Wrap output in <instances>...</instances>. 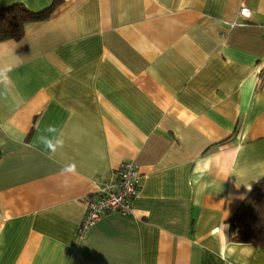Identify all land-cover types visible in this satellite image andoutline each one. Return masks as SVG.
Here are the masks:
<instances>
[{
	"label": "crops",
	"instance_id": "1",
	"mask_svg": "<svg viewBox=\"0 0 264 264\" xmlns=\"http://www.w3.org/2000/svg\"><path fill=\"white\" fill-rule=\"evenodd\" d=\"M13 3L53 9L0 41V264H264L227 237L264 177V0ZM124 161L131 212L80 234Z\"/></svg>",
	"mask_w": 264,
	"mask_h": 264
},
{
	"label": "trees",
	"instance_id": "2",
	"mask_svg": "<svg viewBox=\"0 0 264 264\" xmlns=\"http://www.w3.org/2000/svg\"><path fill=\"white\" fill-rule=\"evenodd\" d=\"M52 9L51 5L42 11H31L21 3L0 4V41L20 39L28 25L45 20ZM227 237L264 248V177L257 180L227 221Z\"/></svg>",
	"mask_w": 264,
	"mask_h": 264
},
{
	"label": "built area",
	"instance_id": "3",
	"mask_svg": "<svg viewBox=\"0 0 264 264\" xmlns=\"http://www.w3.org/2000/svg\"><path fill=\"white\" fill-rule=\"evenodd\" d=\"M251 9L240 7L239 14L251 16ZM139 172L129 161H124L117 169L116 177L98 184L95 193L86 201V211L78 231L83 234L96 220L109 212L127 214L131 212V201L136 196Z\"/></svg>",
	"mask_w": 264,
	"mask_h": 264
},
{
	"label": "clouds",
	"instance_id": "4",
	"mask_svg": "<svg viewBox=\"0 0 264 264\" xmlns=\"http://www.w3.org/2000/svg\"><path fill=\"white\" fill-rule=\"evenodd\" d=\"M47 131H49V132H54V131H56V129H55L54 126H49L48 129H47ZM40 140H41V142L45 145L46 148L51 149L53 152L56 151V147H57L58 145H62V144H63V141H62L61 139H56V140L54 141V140H52V139H49V138L46 137V136H41V137H40ZM68 170L71 171L72 169L69 168Z\"/></svg>",
	"mask_w": 264,
	"mask_h": 264
}]
</instances>
